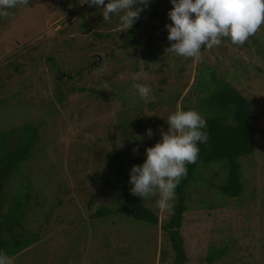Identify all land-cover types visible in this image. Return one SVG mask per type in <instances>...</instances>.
I'll use <instances>...</instances> for the list:
<instances>
[{
    "label": "rangeland",
    "instance_id": "obj_1",
    "mask_svg": "<svg viewBox=\"0 0 264 264\" xmlns=\"http://www.w3.org/2000/svg\"><path fill=\"white\" fill-rule=\"evenodd\" d=\"M171 8L170 0H150L128 35L118 30V14L103 21L99 8L81 0H30L0 17V133L8 131L10 142L29 124L38 135L31 157L5 184L8 203L18 177L31 174L21 225L34 244L24 255L10 257L12 264H172L169 240L159 226L170 213L157 207L158 196L146 199L156 226L134 228L123 217L91 228L86 204L93 199L88 209L93 212L122 190L111 165L112 145L129 179L131 167L146 159L145 149L160 142L159 130L167 131L171 113L185 108L203 117L197 98L204 94L192 89L200 77L201 88H211L205 83L211 72L250 103L254 149L240 159L238 198H224L197 182L187 190L179 229L182 264H264V25L243 45L223 38L210 50L202 46V59L191 58L179 80L174 72L185 59L165 52ZM163 64L172 70L171 79L159 83L161 70L155 67ZM134 83L151 89L146 101ZM122 116L127 133L115 128ZM197 173L206 176L201 168ZM216 249H223L219 259L206 260Z\"/></svg>",
    "mask_w": 264,
    "mask_h": 264
},
{
    "label": "trees",
    "instance_id": "obj_2",
    "mask_svg": "<svg viewBox=\"0 0 264 264\" xmlns=\"http://www.w3.org/2000/svg\"><path fill=\"white\" fill-rule=\"evenodd\" d=\"M105 2L107 3L108 0H105ZM144 11L141 12L140 18L143 16ZM139 22L140 19L136 24ZM133 30L131 28L126 34L128 35ZM124 41L123 48L128 45L127 36ZM142 50L144 49L142 48ZM184 59L185 64H182L181 67L179 66V70L177 68L178 71L174 72L179 80L184 79L181 76V72L185 70V66L191 60V58ZM158 67L161 70L156 72V75L157 73L159 74V81L157 80L159 83H165V80L171 79V76H168V74H172L170 68L166 67L165 64L163 66L158 65L155 68L158 69ZM66 77L68 79L71 78L69 75ZM209 77L207 81H204L206 84L209 83L211 88L207 86L201 88L202 83L199 85V82H203V79L200 77L198 86L192 89L196 93L201 92L204 94L197 98V107L206 120L207 126L202 131L207 132L208 140L207 143L198 144L199 155L197 162L187 165V175L181 180L175 190L174 209L170 213L169 218L159 224L157 215L147 207L146 199H139L130 194L127 187L129 179L123 170V159L118 156L116 146L112 145L110 152L112 156L111 165L116 167L115 172L118 175L116 181L120 183L122 190L117 192L109 205L100 203L93 212L88 211L89 207L94 203L93 199L90 198L88 200L86 217L88 219L87 223L91 228L97 227L100 222L114 224V219L123 217L124 219L121 221L126 222L127 225L132 224L134 228L159 224L169 240L170 249L173 253L172 264H182L186 259L181 247L179 229L182 215L186 210L187 190L191 188V185L197 182L202 187L213 188L215 193L227 199L238 198L242 194L243 183L240 180L239 171L241 166L240 159L249 156L254 149L255 128L251 105L236 89L212 74V72ZM182 110H185V108ZM119 121L115 128L119 129L120 133H127L129 129L126 117L122 116ZM7 133L9 132L0 133V250H3L12 258L15 254L24 255L25 250L34 244L33 235H27V231L23 230L21 225L24 211L27 209L28 193L32 186L31 174L28 172L27 175L18 177V185L16 187L17 183H14L16 189L12 192L13 196L9 198L8 203H5V184L7 180L18 174L20 171L19 165L25 163L31 157L35 151V142L38 135L36 126L29 124L20 128V135L15 140L9 142L5 137ZM210 164L212 165L209 166ZM198 168L204 170L206 173L205 177H199ZM109 191H114L113 185L109 187ZM253 191L250 193L251 197L254 195ZM3 204L7 206L4 212L2 211ZM260 204L261 208H263L264 200L263 203L260 201ZM79 221L78 219L77 224L76 222L73 223L74 225L76 224L78 230L83 227ZM213 252L212 255L207 256L206 260L209 262L219 259L223 249H216ZM162 256L163 252H161V258Z\"/></svg>",
    "mask_w": 264,
    "mask_h": 264
},
{
    "label": "clouds",
    "instance_id": "obj_3",
    "mask_svg": "<svg viewBox=\"0 0 264 264\" xmlns=\"http://www.w3.org/2000/svg\"><path fill=\"white\" fill-rule=\"evenodd\" d=\"M29 3L30 0H0V17L6 18L9 9L26 7ZM149 3L150 0H108L107 3L81 0L82 5L99 8L103 21H110L113 14H118L120 32L129 31ZM170 3L172 8L167 16L171 24L164 26L170 44L165 52L169 55L201 60L203 51L219 46L223 38H229L233 45H243L264 25V0H170ZM97 75H102V70ZM137 78L133 76L134 80ZM99 83L105 88L108 86L106 81ZM133 88L145 101L151 93L144 84L134 83ZM206 126V120L195 110L171 113L167 131L159 130L160 142L145 149L142 165L131 167L130 194L139 199L158 196L157 207L172 213L175 190L187 175V165L197 162L198 144L207 143L208 134L202 131ZM153 135L151 129L146 131L147 137ZM132 151L135 154L138 149ZM0 264H12L3 250H0Z\"/></svg>",
    "mask_w": 264,
    "mask_h": 264
}]
</instances>
